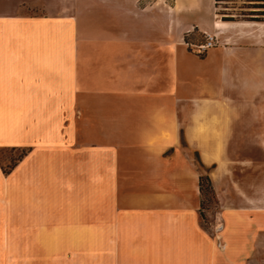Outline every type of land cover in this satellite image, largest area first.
<instances>
[{
	"label": "crops",
	"instance_id": "0c3cea01",
	"mask_svg": "<svg viewBox=\"0 0 264 264\" xmlns=\"http://www.w3.org/2000/svg\"><path fill=\"white\" fill-rule=\"evenodd\" d=\"M222 1L152 0L153 38L0 11V146L27 148L0 162V264H264V12ZM195 29L216 43L199 52Z\"/></svg>",
	"mask_w": 264,
	"mask_h": 264
},
{
	"label": "rangeland",
	"instance_id": "374dc122",
	"mask_svg": "<svg viewBox=\"0 0 264 264\" xmlns=\"http://www.w3.org/2000/svg\"><path fill=\"white\" fill-rule=\"evenodd\" d=\"M12 2L9 8L5 6L0 11H14V12H28V13H44L47 11H54L59 13H76L82 16L83 19H94L102 16L108 18L109 21L114 18H121L123 27L130 32H139L141 34H153L158 36V30L152 28V19L155 17L164 18L165 12L159 9H152V0H138L135 4L126 1L124 8L116 10L109 8L108 11L104 9L108 2H116L117 0H6ZM5 2L0 0V4ZM220 10L231 13L235 16H244L251 14L252 8H249L247 0H223ZM7 4V3H5ZM245 5V6H244ZM7 7V8H6ZM123 21V22H122ZM205 39L202 31L193 30L189 36V41L195 43L201 42ZM22 151L21 147H2L0 146V162L3 166H8L16 160ZM193 155H197L193 151ZM204 173L207 174V167L204 168ZM207 184V182H205ZM201 210L203 213L202 222L204 226L214 231L218 224L217 211L219 209V202L217 196L212 195L211 192L205 191L201 197Z\"/></svg>",
	"mask_w": 264,
	"mask_h": 264
},
{
	"label": "trees",
	"instance_id": "16d2710c",
	"mask_svg": "<svg viewBox=\"0 0 264 264\" xmlns=\"http://www.w3.org/2000/svg\"><path fill=\"white\" fill-rule=\"evenodd\" d=\"M217 2L219 3L220 0H217ZM254 6H256L257 8L255 9H252L251 11V17H261L264 10H263V7H264V2H256L255 4H253ZM220 12L223 13V17L225 19H229V18H233L235 15L231 14V13H227L225 11H222L220 10ZM27 152V148H22V151L19 155V157L14 160L12 162V164L8 165V166H3L4 168V171L5 172H9L13 167L14 165L17 163V161ZM200 164H202V162H200ZM205 182H207V184H205ZM200 189H201V192L202 194L205 192V191H209L212 193V195L216 196V193H215V190H214V187H213V184H212V181H211V177L210 175L207 173V174H201L200 176ZM202 212V210H201ZM203 215V213H202Z\"/></svg>",
	"mask_w": 264,
	"mask_h": 264
},
{
	"label": "built area",
	"instance_id": "2783aa9c",
	"mask_svg": "<svg viewBox=\"0 0 264 264\" xmlns=\"http://www.w3.org/2000/svg\"><path fill=\"white\" fill-rule=\"evenodd\" d=\"M187 42L190 46L195 47L199 52H204L216 43V36L214 34L207 33L205 39L201 42L195 43L189 40H187Z\"/></svg>",
	"mask_w": 264,
	"mask_h": 264
}]
</instances>
